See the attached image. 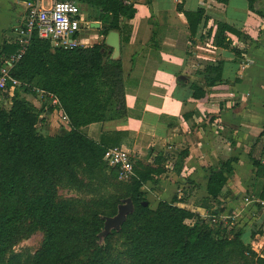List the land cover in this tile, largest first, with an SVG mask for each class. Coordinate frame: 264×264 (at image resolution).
<instances>
[{"label":"trees","instance_id":"16d2710c","mask_svg":"<svg viewBox=\"0 0 264 264\" xmlns=\"http://www.w3.org/2000/svg\"><path fill=\"white\" fill-rule=\"evenodd\" d=\"M75 1L87 7V20L102 22V41L91 46L52 47L48 40L34 34L14 69L22 84L10 106L0 105V264H110L107 252L114 247L113 240L120 242L131 264H228L234 254L240 255L244 264H254L245 255L251 249L243 238V230L234 226L229 229L224 220L211 224V216L221 215L226 209L223 190L236 157L222 160L220 168L208 170V196L199 202L208 217L179 206L178 195L170 201L160 200L156 208L150 203L145 205L148 199L142 187L162 170H140L137 163V177L129 180L124 195L112 200L98 198L82 213L77 212L72 200L59 198L58 183L74 185L80 180V173L109 183L118 177L117 168L104 160L109 148L105 140H94L84 128L127 116L122 59L112 58L108 50L112 48L106 45L105 38L111 30L122 31L123 16L133 18L136 13L131 0ZM260 1L249 0V7L263 16ZM185 15L192 36L202 20L209 19L202 8L185 11ZM216 24L215 44L241 57L251 36L227 23ZM228 31L238 37L234 46ZM18 48V42L4 41L0 60ZM207 69L208 87L223 81L222 63ZM35 87L60 99L69 117V124L61 132L46 134L38 127L39 122H46L45 115L53 113L54 107L46 101L36 107L28 99L27 94L37 96ZM193 87L196 98L205 95L206 90ZM263 155L264 126L250 151L256 177L263 179L256 194L260 197H264ZM128 197L133 200L134 211L119 231L113 229L101 240L104 217L116 215L119 204ZM40 229L43 240L34 254L25 257L13 249L26 232ZM252 254L255 257L256 253ZM257 259V264L264 263V259Z\"/></svg>","mask_w":264,"mask_h":264},{"label":"crops","instance_id":"0c3cea01","mask_svg":"<svg viewBox=\"0 0 264 264\" xmlns=\"http://www.w3.org/2000/svg\"><path fill=\"white\" fill-rule=\"evenodd\" d=\"M25 1L0 0V50L4 41L16 42L14 29L26 14ZM36 1L49 6L54 0L47 4ZM131 1L136 13L133 18L123 16L122 31H118L127 116L91 123L85 132L96 141L105 140L108 147L127 149L136 163L162 170L142 187L152 208L160 200L170 201L178 195L179 206L203 217L209 216L199 206L208 196L209 168H220L222 160L236 157L223 190L225 211L238 208L242 214L251 212L254 224L249 225L246 242L251 244L254 233L263 245L264 213L247 203L245 197L250 195L243 192L251 189L259 193L263 182L256 177L250 151L264 126V0L259 2L263 16L250 9L249 0ZM200 8L209 19L204 18L192 36L185 11ZM85 12L91 25L93 20H87ZM97 22L99 28L82 29L79 45L102 41V22ZM216 22L251 36L241 57L215 44ZM227 35L233 46L237 44L234 33L228 31ZM219 63L223 81L208 87L207 67ZM194 85L206 90L205 95L196 98ZM34 99L36 107L43 105L39 98ZM45 117L48 123L42 125V131L49 134L61 132L67 125L57 112Z\"/></svg>","mask_w":264,"mask_h":264},{"label":"built area","instance_id":"2783aa9c","mask_svg":"<svg viewBox=\"0 0 264 264\" xmlns=\"http://www.w3.org/2000/svg\"><path fill=\"white\" fill-rule=\"evenodd\" d=\"M25 6L23 21L14 29L19 48L13 54L3 55L0 60V105L4 106L12 104L15 91L22 84L15 76L14 69L34 34L48 40L52 47L73 48L79 45L77 38L82 29L91 27L90 22L86 21L82 6L75 0H54L49 6H43L36 0H26ZM34 91L43 103L46 101L48 106L54 107V112L58 113L62 122L69 124V117L63 111L56 94L38 87ZM40 126L42 127L41 122L38 124ZM104 160L109 166L117 168L119 178L130 180L137 177L134 155L122 146L109 147L104 154ZM262 163L264 164V157ZM245 201L253 203L264 213V197L250 195L245 197ZM211 217V222L217 221V215ZM259 257L264 259V252H260Z\"/></svg>","mask_w":264,"mask_h":264},{"label":"rangeland","instance_id":"374dc122","mask_svg":"<svg viewBox=\"0 0 264 264\" xmlns=\"http://www.w3.org/2000/svg\"><path fill=\"white\" fill-rule=\"evenodd\" d=\"M48 0H44L43 3L47 4ZM81 4V3H80ZM82 8L86 9L83 4ZM84 13V11H83ZM86 13V12H85ZM90 28V27H89ZM92 30V29H91ZM28 99L34 104L35 99L39 98L38 96L27 94ZM40 99V98H39ZM35 105V104H34ZM48 123L45 122L44 124ZM48 131H45L47 134ZM60 132L51 131V134H55ZM137 166L140 170L147 166L142 165L141 163H137ZM137 173V172H136ZM131 180V179H130ZM112 183H109L106 180H100V178H91L80 173V180L76 182L74 185H71L67 182H59L57 185L58 195L61 199H70L73 201L74 205L77 206V212L82 213L88 207L92 206V202L98 198L112 200L115 196L124 195L126 192L127 184L130 182L129 180H124L119 177L112 179ZM246 195H251V193H255V191H251V189L246 190ZM257 193H255L256 195ZM233 197H237L240 199L239 195H233ZM226 199L225 197H223ZM150 203V202H149ZM227 207V206H226ZM233 211H236L235 214ZM241 211H243L241 209ZM224 215V216H222ZM217 221L212 222L213 226L221 220H224L225 223H229V229L234 226L236 230H243L244 239L249 241V225L254 224L253 222V214L251 212L241 213L238 208H231L222 213L221 215H217ZM217 225V224H216ZM217 227V226H216ZM30 228V227H28ZM43 231L40 230H32L26 232V236L21 238L18 243L14 246V250L18 252H22L25 257H29L34 254L37 249L40 248L42 240H43ZM251 244H249L251 252L245 251V255L252 258L254 260V264H257L259 257V253L264 252V245L261 243V239L256 238L255 234L252 235ZM114 247L108 250L107 256L109 257L110 264H131L128 257L122 252L123 246H121L120 242L113 240ZM255 252V257L252 254ZM228 264H244L243 259L240 255L234 254L229 261Z\"/></svg>","mask_w":264,"mask_h":264},{"label":"water","instance_id":"95a60500","mask_svg":"<svg viewBox=\"0 0 264 264\" xmlns=\"http://www.w3.org/2000/svg\"><path fill=\"white\" fill-rule=\"evenodd\" d=\"M91 27L99 28L100 22H91ZM105 43L107 46L112 48V58L120 57L121 52V39L120 33L116 30H111L105 38ZM149 201H145L147 205ZM134 203L131 197L125 198L121 204L118 206V212L114 216H105V223L103 230L99 233V237L103 240L107 235H109L113 229L119 231L122 224L126 221L127 216L134 211ZM264 216V215H263Z\"/></svg>","mask_w":264,"mask_h":264}]
</instances>
